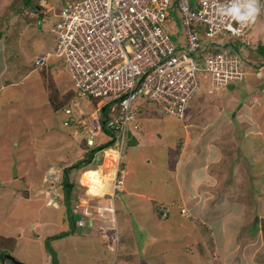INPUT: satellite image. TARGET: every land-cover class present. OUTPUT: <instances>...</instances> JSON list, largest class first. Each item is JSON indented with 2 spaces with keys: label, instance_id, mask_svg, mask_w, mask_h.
<instances>
[{
  "label": "rangeland",
  "instance_id": "374dc122",
  "mask_svg": "<svg viewBox=\"0 0 264 264\" xmlns=\"http://www.w3.org/2000/svg\"><path fill=\"white\" fill-rule=\"evenodd\" d=\"M64 1L34 0L23 8L25 0H0L7 54L0 60V252L9 250L24 264L264 262V66L253 61L262 59L264 13L241 40L225 38L237 40L249 59L245 81L203 83L183 119L147 105L139 137L121 154L124 185L115 198L90 194L85 179L102 165L100 179L110 180L113 157L103 165L110 149L69 173L67 203L64 169L93 148L63 126L59 108L68 101L89 112L94 105L76 96L64 62L52 55ZM111 201L117 222L95 213L96 221L76 223L75 210L87 213ZM0 264L13 263L0 258Z\"/></svg>",
  "mask_w": 264,
  "mask_h": 264
},
{
  "label": "built area",
  "instance_id": "2783aa9c",
  "mask_svg": "<svg viewBox=\"0 0 264 264\" xmlns=\"http://www.w3.org/2000/svg\"><path fill=\"white\" fill-rule=\"evenodd\" d=\"M226 2L64 1L52 29L57 35V50L52 55L64 62L76 96L89 97L94 105L89 112L78 103L64 107V124L76 128L90 148L112 142L99 151L101 155L110 149L119 153L110 180L104 181V193L110 200L124 185L120 157L127 141L141 131V115L147 105L183 119L203 82L213 88L226 87L245 81L250 74L249 59H244L234 43L244 38L253 22L241 25L220 16L217 9ZM258 3L264 13V0ZM226 36L237 40L228 41ZM50 57L48 52L37 64L44 65ZM105 135L108 139L102 141ZM108 204H92L87 213L75 210L80 216L78 225H84L86 219L95 221V213L99 218L114 215V202ZM187 211L181 210L183 215Z\"/></svg>",
  "mask_w": 264,
  "mask_h": 264
},
{
  "label": "trees",
  "instance_id": "16d2710c",
  "mask_svg": "<svg viewBox=\"0 0 264 264\" xmlns=\"http://www.w3.org/2000/svg\"><path fill=\"white\" fill-rule=\"evenodd\" d=\"M33 4H34V0H25V5L23 6V8L33 7V6H32ZM38 9H39V8H38V7L36 8V5H34V10H36V12H37ZM20 11H21V9L18 10L17 12L20 13ZM2 37H3V33L0 32V38H2ZM234 44H235V49H236V50H241V47H242V46H241L240 44H237V42L234 43ZM224 46H226V45H224ZM258 52H259V54L261 55L262 59H261L257 64L259 65V63H260V65H261L260 67H262V66H264V46H263V47H260V48L258 49ZM68 99H69V98H68ZM70 104H71V103H69V102L67 101L65 104H63V106H61V107L59 108V111H60V113H62V115L64 116V119H63V126L66 127L67 129L72 128V129L74 130V132H76V128L71 127L70 125H65V124H64V121H65V119H67V118H66V116H65V114H64V112H63V109H64V107H66V106H68V105H70ZM106 113H107V111H104V112H103V115H105ZM103 119H105L104 116H103ZM72 126H73V125H72ZM111 144H112V142L104 143V144H102V145H99V146L96 147V148H93V149L88 150L87 153H86V156H87V157H86L85 159H83V160H81V161H79V162L73 164L72 166H70V167L64 169V172H63V181H62V182H63V184H64L65 198H66V200H67V203H71V202H70V200H71V191H72V188H73V182L69 179V173H70L74 168H76V169H80V168H84V167H86V166L91 165V164L94 162V160H95L96 153H98V152H99L100 150H102V149H105V148L109 147ZM91 183H92V182H91ZM76 223H77V221H76ZM37 238H39V237H37ZM48 252L51 253L50 250H49ZM51 254H52V253H51ZM6 257H11V260H10V259H6ZM0 258H1V260H3V259L5 258V261H6V260H10L11 263H13V264H17V263H15L12 259H16L17 261L21 262L20 260H18L17 258H15V257L9 252V250H2V251L0 252ZM23 264H24V263H23Z\"/></svg>",
  "mask_w": 264,
  "mask_h": 264
},
{
  "label": "clouds",
  "instance_id": "9594fccd",
  "mask_svg": "<svg viewBox=\"0 0 264 264\" xmlns=\"http://www.w3.org/2000/svg\"><path fill=\"white\" fill-rule=\"evenodd\" d=\"M259 11H260V7L258 0H227L225 4L221 5L217 9V12L220 16L230 17L232 20L238 22L241 25H247L254 22L257 18ZM101 156L104 155H101L99 152L97 154V157H100L101 159ZM64 199L65 196H63V200ZM182 208H186V207H181V210ZM186 209L189 210L188 208ZM181 210H180L181 216L186 217L187 215H183ZM258 264H264V262Z\"/></svg>",
  "mask_w": 264,
  "mask_h": 264
},
{
  "label": "crops",
  "instance_id": "0c3cea01",
  "mask_svg": "<svg viewBox=\"0 0 264 264\" xmlns=\"http://www.w3.org/2000/svg\"><path fill=\"white\" fill-rule=\"evenodd\" d=\"M261 14H263V13H261ZM3 39V37L2 38H0V60L1 59H6L7 57H6V46H5V44H4V40H2ZM253 58H254V62L256 63V61H260V59H257L256 58V55L255 56H253ZM254 62L252 63V64H254ZM259 77H260V79H262L261 78V76L259 75ZM262 80H264V79H262ZM203 83H205V84H207L206 82H203ZM208 85V84H207ZM3 88L5 87V86H2ZM187 113H188V111H187ZM140 133V132H139ZM139 133L137 134V136H136V138L137 137H139ZM132 142L134 141V138L131 140ZM130 141V142H131ZM112 155V156H111ZM105 158H104V160H103V165H108L109 164V159H111V157H113V153H112V151L110 152V154L109 155H105L104 156ZM182 158H184V157H182ZM179 160H182V159H179ZM102 166V165H101ZM101 166L100 167H98L97 169H93V170H90V171H88V173L86 174V176H85V179H86V182H87V185L89 184V183H91V187L90 188H88V192L90 193V194H92V195H102L103 193H104V190H105V184H104V182H103V180H101L100 179V176H101V174H100V168H101ZM95 189V191H96V193H93V190ZM117 195V193H115V196ZM108 200H109V197H108ZM185 203H187L186 201H185ZM108 204V203H107ZM106 205V204H105ZM109 205V204H108ZM182 206H184V205H182ZM114 207H115V202H114ZM185 207H186V205H185ZM60 209V208H59ZM115 211H116V207H115ZM116 213V212H115ZM108 214V213H107ZM106 214V216H107V220H108V222H109V217H111V215L112 214H108L107 215ZM114 215H116V214H114ZM114 215H112L114 218L112 219V220H115L116 219V222H117V219H118V215H117V218H115V216ZM182 217V216H181ZM185 217H183V219H184ZM96 221V220H95ZM39 235V234H38ZM37 235V236H38ZM39 237H40V235H39ZM137 263V261H135V263L134 264H136ZM122 264H132V263H126V261H122ZM251 264H258L257 262H256V260H254V258H253V260H252V262H251Z\"/></svg>",
  "mask_w": 264,
  "mask_h": 264
},
{
  "label": "bare ground",
  "instance_id": "6f19581e",
  "mask_svg": "<svg viewBox=\"0 0 264 264\" xmlns=\"http://www.w3.org/2000/svg\"><path fill=\"white\" fill-rule=\"evenodd\" d=\"M112 153H113V163L109 164V167H113V170L115 169L116 167V164H117V161H118V156H119V153L117 151H115L114 149H112ZM113 170L112 172H110V177L112 176V173H113Z\"/></svg>",
  "mask_w": 264,
  "mask_h": 264
},
{
  "label": "water",
  "instance_id": "95a60500",
  "mask_svg": "<svg viewBox=\"0 0 264 264\" xmlns=\"http://www.w3.org/2000/svg\"><path fill=\"white\" fill-rule=\"evenodd\" d=\"M261 88H264V83L261 85ZM6 259H10L11 260V257H6ZM15 263L17 264H23L22 262H19L17 261L16 259H12ZM3 262L5 261V258L2 260Z\"/></svg>",
  "mask_w": 264,
  "mask_h": 264
}]
</instances>
